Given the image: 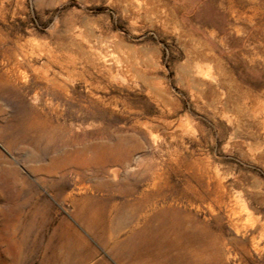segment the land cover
<instances>
[{"label":"rangeland","instance_id":"obj_1","mask_svg":"<svg viewBox=\"0 0 264 264\" xmlns=\"http://www.w3.org/2000/svg\"><path fill=\"white\" fill-rule=\"evenodd\" d=\"M181 215L264 264V0H0V264H81L98 220L178 264Z\"/></svg>","mask_w":264,"mask_h":264},{"label":"bare ground","instance_id":"obj_2","mask_svg":"<svg viewBox=\"0 0 264 264\" xmlns=\"http://www.w3.org/2000/svg\"><path fill=\"white\" fill-rule=\"evenodd\" d=\"M124 220L122 214H120V217L118 215L116 220L118 225L116 226V229L121 228ZM175 228L177 241L176 249L178 252L176 257L178 264H213V253L209 244V235L207 233L203 234L199 232V224L195 225V221L181 215ZM156 241H159L158 237H156ZM125 256L132 258L128 252Z\"/></svg>","mask_w":264,"mask_h":264},{"label":"crops","instance_id":"obj_3","mask_svg":"<svg viewBox=\"0 0 264 264\" xmlns=\"http://www.w3.org/2000/svg\"><path fill=\"white\" fill-rule=\"evenodd\" d=\"M101 203H102L101 198H98V213L102 212L103 210V206L101 205ZM102 225H103L102 222L98 220V232L88 233L90 235H94L93 239L96 242H98V251L91 248L82 249L81 251H83V256H85V258L84 261L83 260L81 261L82 255H79L81 264L84 262L92 261L97 257H98V264H111L109 261H105L104 251L102 249V246L104 243H107L109 245L111 241L114 239V237L116 238L117 233L113 231L114 229L112 228L110 221H108L107 227L103 228ZM90 254H93V257H90L89 256ZM109 256H111L110 253L108 257Z\"/></svg>","mask_w":264,"mask_h":264}]
</instances>
